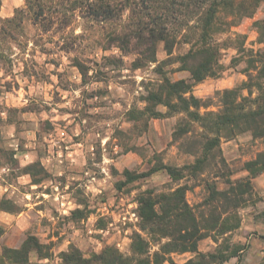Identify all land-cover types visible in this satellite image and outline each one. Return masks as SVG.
Instances as JSON below:
<instances>
[{
  "label": "rangeland",
  "instance_id": "1",
  "mask_svg": "<svg viewBox=\"0 0 264 264\" xmlns=\"http://www.w3.org/2000/svg\"><path fill=\"white\" fill-rule=\"evenodd\" d=\"M37 10L35 0H0V255L33 236L40 252L31 250L24 264H68L63 255L77 252L85 264H104L109 255L137 264L166 241L141 228L139 195L184 186L185 200L205 227L198 251L217 257L236 251L213 264H264V137L222 132L218 146L203 154L201 142L211 133L202 123L146 102L164 78L188 80L189 72L177 69L193 35H176L170 55L158 42L156 62L136 66L137 54L121 50L111 33L125 24L126 12L114 23L77 18L67 27H47L35 21ZM261 20L264 1L214 36L222 46L220 67L189 92L202 116L222 111L224 91L255 75L249 59H260L258 50L264 59L263 23H255ZM239 93L248 99L244 105L255 106V85ZM180 123L186 130L176 134ZM196 159L202 169H182ZM249 161L256 173L246 169ZM157 165L177 168L180 177L161 169L126 181L125 171ZM135 235L148 243V253H134ZM166 257L161 264H181L195 254Z\"/></svg>",
  "mask_w": 264,
  "mask_h": 264
},
{
  "label": "trees",
  "instance_id": "2",
  "mask_svg": "<svg viewBox=\"0 0 264 264\" xmlns=\"http://www.w3.org/2000/svg\"><path fill=\"white\" fill-rule=\"evenodd\" d=\"M260 1L264 0H35L38 10L33 15L35 21L42 19V24L47 27L48 24L54 23H61L67 27L77 18L96 23H114L121 21L126 12L125 24L115 27L111 33L117 39L121 50L128 52L131 50L137 54L134 61L136 66H141L144 62H156L158 42H163L166 53L170 55L176 43V35L185 37L187 32L192 34L195 41L192 43V48L182 56L181 66L177 69L187 70L188 80L182 78L170 81L164 78L156 91L148 93L146 102L151 107L164 105L168 113L184 112L193 121L202 123L211 133L201 142L200 149L205 154L218 146L222 132L225 133L223 137H230L236 131L250 130L253 136L264 137V59L261 56L263 53L259 50L254 56L261 57L260 59L253 57L249 59L256 71L255 75H248L249 82H243L241 86L224 91L223 109L218 114L207 113L202 116L197 110L200 101L189 93L193 84L207 76L215 75L220 67L222 46L214 36L225 32L243 17H250ZM27 2L29 0H26ZM255 23L258 25L263 23L262 28H264V20ZM238 44V50H243L242 44L240 45V42ZM253 79L254 83L251 84ZM253 85L256 86L258 94L253 99L255 106L251 107L244 105L243 102L248 99L240 95L239 90L246 88L250 92V87ZM151 112L153 116L162 114L152 109ZM207 117L212 118L207 119ZM184 130L185 127H181L180 123L176 134ZM202 163L196 159L194 165H184L182 169L196 172L202 169ZM251 164L252 161L246 162V169L252 174L256 173ZM261 168L264 169V162ZM161 169L172 178L180 177V171L169 165H157L143 173L132 174L125 171L124 174L126 181L131 182ZM185 189L184 186H179L170 193L143 191L139 195L138 214L142 222L141 228L147 229L153 240L159 238L166 241L161 243L158 250L153 251L149 258H140L137 264H161L172 252L195 254L194 258H189L181 264H213L215 260L223 262L236 255V251L218 257L213 253L198 251L197 241L203 236L205 227L199 221L193 207L185 200ZM211 193L219 192L213 188ZM2 232L0 226V236ZM40 248L41 244L37 239L28 236L19 248L4 247L0 262L8 260L17 264L27 263L29 252L33 249L40 252ZM132 249L136 255L149 252L148 243L139 235H135ZM63 256L68 264L88 262L82 259L78 252ZM101 261L104 264H126L116 255L102 257ZM169 262L178 264L171 259Z\"/></svg>",
  "mask_w": 264,
  "mask_h": 264
},
{
  "label": "built area",
  "instance_id": "3",
  "mask_svg": "<svg viewBox=\"0 0 264 264\" xmlns=\"http://www.w3.org/2000/svg\"><path fill=\"white\" fill-rule=\"evenodd\" d=\"M134 214V213H133Z\"/></svg>",
  "mask_w": 264,
  "mask_h": 264
}]
</instances>
